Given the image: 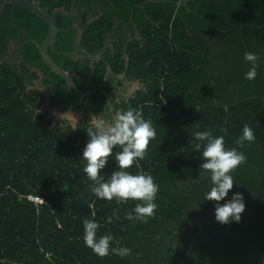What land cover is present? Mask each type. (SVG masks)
<instances>
[{
	"label": "trees",
	"instance_id": "1",
	"mask_svg": "<svg viewBox=\"0 0 264 264\" xmlns=\"http://www.w3.org/2000/svg\"><path fill=\"white\" fill-rule=\"evenodd\" d=\"M41 1L47 10L61 2ZM122 1L126 17L129 6L143 0ZM151 7L159 10L156 18L163 16L154 31L145 30L148 42L138 60L141 80L148 81L149 88L130 107L152 122L156 138L144 159L127 171L138 174L142 169L153 176L159 186L155 215L135 218L140 201L98 198L92 191L96 183L83 171L86 125L74 132L39 124L24 110L16 73L0 64V264H264V197L252 204L245 236H199L189 248L198 232L196 220L208 234L240 224L219 223L216 202L204 199L211 187L210 177L200 176L206 142L196 140L195 132L223 136L225 148L246 156L231 173L234 185L221 204L235 192L242 193L245 202L254 190L264 188V125L253 128L255 141L241 145L238 139L252 115L254 121L264 118L263 102L257 98L264 96V27L244 26L241 37L235 34L243 24H264V0H167L145 5ZM9 9L6 6L0 14V28L11 27ZM138 10L134 9L136 22ZM14 14L17 23L35 25L41 41L47 24L22 8H15ZM109 25V17L103 16L86 26L88 48L94 50ZM246 51L259 57L252 80L245 79L251 68L244 59ZM87 70L86 64L80 65L81 73ZM197 143L202 146L199 151ZM120 150L113 149L100 172L105 181L119 170L115 153ZM27 194L43 202L35 204ZM85 218L99 223L98 237H113L108 256L101 258L85 245ZM118 247L131 249V254L112 252Z\"/></svg>",
	"mask_w": 264,
	"mask_h": 264
},
{
	"label": "flooded vegetation",
	"instance_id": "2",
	"mask_svg": "<svg viewBox=\"0 0 264 264\" xmlns=\"http://www.w3.org/2000/svg\"><path fill=\"white\" fill-rule=\"evenodd\" d=\"M31 1L52 14L60 29L53 48L48 50L51 58L69 74L80 92L92 90L82 97L68 90L64 80L43 62L33 42L41 43L46 32L39 41L41 35L35 25L26 27L17 23L15 14L13 22L11 5H6L10 6L11 27L0 28V64L16 73L22 85L20 97L25 104L24 110L31 112L39 124L49 129L72 130L70 124L60 119L61 113L71 111L78 118L75 132L79 125L89 126L92 114L104 115L105 106L114 111L126 110L141 91L148 90V81L141 80L138 60L148 42L145 30L154 31L163 16L161 13L156 18L158 8L137 7L134 5L139 2L133 3L125 17L122 0H61L50 10L41 0ZM135 8H139L138 22L133 20ZM103 16L109 17L110 25L103 30L101 42L92 50L85 42V29ZM228 37L232 39L230 35ZM224 43L226 45V40ZM215 45L212 43L213 50H216ZM84 64L88 70L81 73L80 65Z\"/></svg>",
	"mask_w": 264,
	"mask_h": 264
},
{
	"label": "clouds",
	"instance_id": "3",
	"mask_svg": "<svg viewBox=\"0 0 264 264\" xmlns=\"http://www.w3.org/2000/svg\"><path fill=\"white\" fill-rule=\"evenodd\" d=\"M244 59L251 64V68L245 73V79H255L259 57L256 53L246 51ZM105 114H92L89 119V126L86 128L89 137L82 157L86 161L83 167L87 177L94 181L95 186L92 191L100 198L112 201L114 198L120 201L136 200L140 201L134 208L135 218L145 219L155 215L158 205L154 202L159 191V186L155 183L151 174L145 173L142 169L138 174H132L127 169L131 168L134 162L143 160L147 154L148 145L156 138V130L150 120L143 117L141 111L132 107L127 110H111L105 106ZM60 119L71 125L72 130L77 128L78 118L71 112L66 111L60 114ZM194 137L198 141H205L202 151L203 163L200 165V176L207 174L210 177L211 187L204 199L215 201V219L224 225L235 221L241 222L242 213L246 209L243 194L233 193L231 199L221 204L225 200L229 190L233 188L234 179L231 173L246 161L243 152L236 148L227 149L223 136H213L210 131H197ZM256 137L249 124H245L239 143L244 141L253 142ZM119 147L121 150L115 153V160L119 170L113 171L110 178L105 181L100 172L108 163V158L113 154V149ZM201 144L197 143L195 149L199 151ZM139 168V165L137 164ZM133 214L129 213L127 219H133ZM112 218H108V223ZM100 227L95 219L83 220L84 243L99 257L109 255V249L113 237L111 235L97 236ZM112 252L121 257L131 254V249L127 247L113 248Z\"/></svg>",
	"mask_w": 264,
	"mask_h": 264
},
{
	"label": "water",
	"instance_id": "4",
	"mask_svg": "<svg viewBox=\"0 0 264 264\" xmlns=\"http://www.w3.org/2000/svg\"><path fill=\"white\" fill-rule=\"evenodd\" d=\"M165 1H167V0H143V1L135 4L134 6L143 7L148 3H160V2H165ZM183 1L185 3L186 0H183ZM6 5H11V16H12L13 22H15L14 21L15 20L14 19V8L18 7V8H22V9L28 11L29 13L37 16L38 18H40L41 20H43L47 23V31H46V34H45L42 42L38 43L36 41H33L39 50V53L41 55V59L50 68L51 72L56 73L57 75H59L64 80L65 84L67 85L68 90H72V91L76 92L80 97H82L84 94L92 92V90L84 92V93L80 92L78 87L76 86L75 82L69 76V74L64 69H62L49 55L48 50L53 48V45L56 41L57 33L60 31V29L58 28V26L56 24L55 17L52 14L45 12L39 5L35 4L31 0H0V14L2 13V11ZM134 6H132L130 9L131 13L133 12ZM244 26H249V27H252L254 29H259V28H263L264 24L259 25V26H255V25H251V24H243L241 26V28L239 29V31L237 32V35L242 34V29ZM257 98L262 100V102H263L262 108H263L264 107V96H257ZM245 99H247V98H245ZM253 117L254 116L250 117L248 119V122H247V124H249V126L252 128V130L254 127L264 125V118H261L258 121H253L252 120ZM241 135H242V131H241L238 139L241 137ZM258 197H264V188H258L256 190H254L251 194L246 196V198H245L246 209L242 213V218H241L240 224H238L236 226L221 228V229H218V230L208 234L205 232L202 223L199 220H196V222L198 223V232L195 233L193 235V237L190 239L189 248L190 249L192 248L194 240L199 236H203L204 240L212 239V238H214L220 234L245 236L246 233L243 231V229L246 226V224L250 218L252 204H253L254 200Z\"/></svg>",
	"mask_w": 264,
	"mask_h": 264
},
{
	"label": "built area",
	"instance_id": "5",
	"mask_svg": "<svg viewBox=\"0 0 264 264\" xmlns=\"http://www.w3.org/2000/svg\"><path fill=\"white\" fill-rule=\"evenodd\" d=\"M26 199L34 202L35 204H40L43 202V199L40 196L34 194H27Z\"/></svg>",
	"mask_w": 264,
	"mask_h": 264
}]
</instances>
